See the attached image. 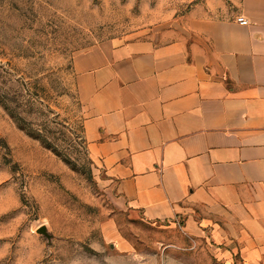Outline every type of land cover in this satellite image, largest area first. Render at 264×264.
<instances>
[{"label": "crops", "instance_id": "0c3cea01", "mask_svg": "<svg viewBox=\"0 0 264 264\" xmlns=\"http://www.w3.org/2000/svg\"><path fill=\"white\" fill-rule=\"evenodd\" d=\"M231 1L223 18L189 14L177 38L101 43L73 67L89 155L126 209L260 264L264 0Z\"/></svg>", "mask_w": 264, "mask_h": 264}, {"label": "rangeland", "instance_id": "374dc122", "mask_svg": "<svg viewBox=\"0 0 264 264\" xmlns=\"http://www.w3.org/2000/svg\"><path fill=\"white\" fill-rule=\"evenodd\" d=\"M234 4L0 0V89L46 141L0 105V264H246L177 217L126 209L89 155L73 67L95 45H154L189 31V14L223 18Z\"/></svg>", "mask_w": 264, "mask_h": 264}, {"label": "trees", "instance_id": "16d2710c", "mask_svg": "<svg viewBox=\"0 0 264 264\" xmlns=\"http://www.w3.org/2000/svg\"><path fill=\"white\" fill-rule=\"evenodd\" d=\"M7 94H5V92H3L0 89V105L3 107V109L14 119L17 120L18 125L20 126V128L24 129L25 131H27V133H30V135H32L35 138L40 139V141H42V143H45L46 141L44 139H42L41 137H39V135H37L38 133H31L30 129H27L26 127L23 126V122H24V118L19 115L16 111V109L12 108L9 104V100L6 96Z\"/></svg>", "mask_w": 264, "mask_h": 264}, {"label": "built area", "instance_id": "2783aa9c", "mask_svg": "<svg viewBox=\"0 0 264 264\" xmlns=\"http://www.w3.org/2000/svg\"><path fill=\"white\" fill-rule=\"evenodd\" d=\"M241 24H245L246 23V20H244L242 17H239L237 19Z\"/></svg>", "mask_w": 264, "mask_h": 264}]
</instances>
